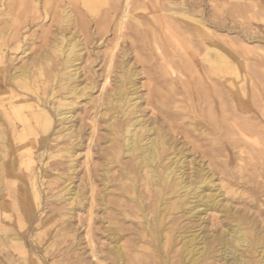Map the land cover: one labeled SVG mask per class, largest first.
<instances>
[{"label":"bare ground","instance_id":"bare-ground-1","mask_svg":"<svg viewBox=\"0 0 264 264\" xmlns=\"http://www.w3.org/2000/svg\"><path fill=\"white\" fill-rule=\"evenodd\" d=\"M218 1L219 8L230 4L229 0ZM245 1L251 3H232L226 13L237 19L241 12L250 11V25L257 20L263 22L261 12L254 9L258 7L257 2L264 5V0ZM202 6H206V0H0V63L8 51H20V55L28 51L22 45L24 39L20 33L21 20L26 13L40 12L51 17L40 47L31 52L19 67L11 66L9 71L2 73V79L10 81L14 92L8 93L7 107L0 106V146L5 149L0 150V191L12 200L10 206L4 208L0 205V264H26L24 258L16 263L9 254L11 250L23 257L27 255L22 239L15 233L12 223H7L14 221L19 229H23L29 220L27 210L20 213L18 198L11 195L9 188L16 182L8 176L5 162L11 151L9 142L15 144V151L19 154V168L29 174V211L34 212L42 205L40 187L44 180L49 190L56 189V193L50 196L53 202L66 203L60 209L49 210L54 213L52 217L64 219L62 223L70 221L76 208L86 204L89 214L84 228L92 239L88 244H91V257L97 264H264V220L260 222L246 217L226 202L224 197L228 194L234 200L240 199L242 194L237 193L231 183L222 190V183L215 182L204 161L191 158L194 154L184 147L177 148L181 139L185 147L202 142L203 150L199 154L206 157V114L200 111L203 104L198 105L199 99L206 104L204 89L189 86L185 96L193 99L194 105L187 100L191 104H186L187 110H175L180 107L175 99L179 95L176 81L180 77L187 78L186 70L192 68V64L186 63L185 67L181 63L180 77L169 76V81H165L156 77L154 67L160 62L169 71L178 55L163 54L157 41H153L156 62L150 64L151 58H138V53L149 50L148 44L138 36L144 18L141 11L148 14L152 27L156 26L155 29L164 32L166 40L179 47L187 61L193 62L191 53L200 51L204 77L208 68L242 81L237 59L220 46L215 33L206 32V10L195 12ZM216 23L212 21V27L223 30L222 24ZM109 27L114 44L108 53L103 52L102 66L96 70L94 64L101 60L95 51L99 45L97 39L105 42ZM206 34L211 40L207 46ZM152 35L154 37L155 33ZM243 38L250 40L252 37L245 34ZM180 39L186 43L183 45ZM132 54L135 61L131 64ZM138 64L140 74L153 84L146 86L145 96L138 87L140 74L135 69ZM163 85L167 87V95L166 91L161 93ZM94 90L99 91L95 99L92 97ZM211 100L214 102L211 105L216 104L214 97ZM220 101L218 108L225 117L226 105ZM237 106L238 111L247 110L240 101ZM78 110L82 116L76 121L74 115ZM181 118H187L184 125L179 123ZM237 118L242 116L232 119L237 121ZM242 126L245 131H251L249 125L245 128L244 123ZM55 127L52 144L46 147ZM188 127L200 131L202 137H194ZM87 130L90 135L86 140ZM260 139L262 142L264 138ZM39 149H42L39 154L42 160L37 167L34 163ZM81 150L84 151L86 176L76 191L72 185L78 174L77 159ZM93 156L102 165L94 167ZM45 157L51 162L44 163ZM188 165L191 166L190 175L186 174ZM60 180L62 185L58 184ZM96 182H102L100 189H97ZM98 210L103 218L96 220L106 231L113 233L107 238L110 246L99 250L94 246L97 230L90 224L95 221L93 216ZM208 211L222 214L221 232L208 233L207 226H202L200 215ZM129 218L138 226L132 220L127 228L124 227ZM182 218L197 225L189 227L182 223ZM122 233L128 234L126 243L121 241ZM34 261L43 264L35 258Z\"/></svg>","mask_w":264,"mask_h":264},{"label":"rangeland","instance_id":"rangeland-1","mask_svg":"<svg viewBox=\"0 0 264 264\" xmlns=\"http://www.w3.org/2000/svg\"><path fill=\"white\" fill-rule=\"evenodd\" d=\"M16 1L18 2L20 0H16ZM212 2L214 4H212ZM229 2L230 4H226L222 8H219L218 4H220V1L206 0V6L196 8L195 12L196 13L201 12L202 9L206 10V23L208 24L206 25V30H207L206 32L209 34L215 33L216 38L219 39L220 41L219 42L220 46L223 47V49L228 53L229 56L237 59L238 61L237 64L239 67V74L241 75V78H243L242 81H240L241 79H239L238 77L224 76L223 74H220L219 72H216L213 70H209L208 68H206V77H204V75L201 74L202 69H201V55H199L200 51H193V53L195 52L196 55L195 53L194 54L191 53L193 62L187 61L186 58L183 57V55H181V52L179 51L180 50L179 47H177L176 44L173 43L172 41L166 40L168 38L165 36L164 32L159 31V29L158 30L155 29L156 26L152 27L151 22H150L151 19L148 16V14L146 12H141V11H140V14L144 18H142L143 20L141 19L142 21L140 20L143 26L139 27L138 36L141 37L142 40H144L148 44L149 50L146 51V53L145 52L138 53V58L140 57L141 59H143L142 57L144 56V57L151 58L150 64L156 62L154 61V57L157 56L156 51H155L156 46L153 43V41H157L158 46L163 54L173 53L176 56L178 55L179 57L178 60L175 58L173 63L170 65L172 68L171 70L169 71L168 69L165 70L164 66L160 65V62H157L158 64L154 67L156 68L155 69V72L157 74L156 77L159 76L157 78L161 80H165V81H169L170 79L169 76L175 75L176 77H180L179 73L182 71L181 63H183L184 64L183 66L185 67H186V63H189L190 65L192 64L191 65L192 68H189L188 70H186L187 78L180 77V79H177L176 81V88H178L177 95L178 94L179 95L176 96L175 99L177 100V103L180 105L181 108L177 107V109L175 110H178V111L179 110L181 111L183 109L187 110L186 104L188 106L191 105L190 103H192V106L194 105L193 99H191L190 97L189 98L186 97L187 93L189 92V86H192L194 89L196 88L197 90L204 89V91L206 92V104L203 103L202 99H199L198 105L200 104L201 106L203 104L200 107V111L202 110L201 113L206 114V136L204 137L206 138V144H205L206 157H202L199 154V152L203 150L201 145H204V143L202 142H200V144L199 142L198 143L195 142L193 144L195 147L193 145H189L185 147L183 146V143H182L183 140L182 139L178 140L179 136H177L178 137L177 139L178 147L177 148L180 149L181 147H184L183 149H186V150L188 149L191 154H194V156L192 157L190 156L191 158L194 157L196 161H204L206 163L207 171L210 174H212V176H214V178L216 179L215 182L222 183V186H221L222 190L227 189L228 184L230 185L231 183V185L234 187L233 189L237 190V193L238 192L241 193L242 196L240 197V199L234 200L233 196H231V194H228L227 196L224 197V200L226 202L228 201V203H231L234 207L238 208L240 212L244 214L246 217H249V218L253 217L256 220L261 222L262 220H264V159H263L264 154H262L264 152V143H262L264 142V139H262V142L260 141L261 140L260 137L264 138V133H263L264 126L262 127V125H264V114H262L264 111L263 110L264 109V69L262 70V68H264V53H263L264 51V5H262L260 2H257L258 7H255L254 9V11L261 12V15L263 17L262 19L263 22L261 20H257L256 21L257 23L253 22L250 25V21L248 19L250 17L249 15L251 14L250 11L241 12L240 14L242 15H239L237 19L236 17L234 18L231 13L227 14L226 12L227 10L229 11V8L232 3H243L245 5H248L251 2H247L245 0H229ZM216 6L218 7V9L216 8ZM228 17L231 19H229ZM49 18L51 17H45L40 12H36V13L29 12V13H26L25 18H22L23 20H21V24H20V28H21L20 33L22 35V38L24 39L22 45L24 46V48H28V51L24 55H20L19 53L20 51H8L7 54L4 56V58L1 59V63H0V106L2 105L4 107H7L8 103L6 99L8 97V93L10 91L14 92V87L11 85L10 81H6L2 79V76H3L2 73L4 71H9L11 66L19 67L22 64V62L26 60V57H28L31 52L37 50L40 47V45L42 44L44 35H45L44 32L47 30L48 26L51 23V19ZM212 21H217L216 24L218 25H220L219 23H221L222 26L224 27L223 30L219 31L215 27H212ZM232 22H236V23L233 24ZM238 24H241V25H238ZM110 29L111 28L109 27L106 31L108 32L106 34L107 40L105 39L107 42L106 41L103 42V40L97 39V42L99 45L97 46V48H95V51L101 57L100 58L101 60H97L96 63L94 64L96 66V70H100L102 66L101 61L103 59L102 58L103 52L108 53L109 49L113 47L114 35H113V32L110 31ZM153 33H155L154 37L153 35L151 36V34ZM244 33L247 34L248 36H251L252 38L250 40H244L243 38V36H245ZM238 37L240 38L242 37L241 39L243 40L241 41L240 39L239 41ZM210 41L211 40L206 34V46L208 45V43H210ZM181 43L184 45L186 41L183 40L182 42L181 40ZM15 57L17 58L15 61H13ZM130 60H131L130 61L131 64L135 61V57L133 56V54L130 56ZM135 69L140 74V70H141L140 64H138ZM171 71L174 72L173 75L170 74ZM8 75L9 73L7 74V77ZM245 75L246 77L244 78ZM223 79L230 81V82L229 83L225 82ZM178 80H180L181 82ZM240 82H242L243 86L242 84H240ZM149 83L150 82H148L145 76L141 74L139 75L138 87L140 86L139 91L142 94V96H145L144 92H146L147 90L146 86L153 85ZM201 84L205 85L206 87L204 86L203 88ZM260 84L262 85L260 86ZM213 86H216V87L214 88ZM217 86H219L220 88H218ZM239 87L240 88L244 87L243 89H241L243 93L242 91H240ZM249 87H251L253 91H251ZM166 89L167 87L165 88L164 86L161 89V93L162 94L166 93L167 95L168 93ZM186 90L187 92L185 93ZM215 91L216 92L218 91V92L216 93ZM252 92H254V95H252L253 94ZM92 94H93L92 97L95 99L98 96L99 91L96 92V90H94ZM212 97H214L215 99L216 104L214 105H211L214 103L211 100ZM216 98H218V100ZM253 98H256V99H253ZM187 100L191 102L189 103ZM220 100H223V102L226 105V109H225L226 116L225 117L222 116L220 112V108H218L220 107V103L218 104V101L221 102ZM238 101L244 103L247 106L246 107L247 110H244V111L236 110V108L238 107L237 106ZM83 104L84 103H82V105ZM256 107H258V109ZM146 109L148 110L147 107ZM0 111H2L1 108H0ZM261 111L262 113L260 114L259 112ZM78 112L79 110L74 115V120L76 121L82 116V114L81 113L78 114ZM209 114L211 115L210 117H208ZM244 115H247L249 118L247 116L244 117ZM241 116L243 120L242 118L241 119L237 118L239 119L237 121L235 119H232L234 117H241ZM246 118H248L249 121H247ZM253 118L257 121L254 122ZM186 119L187 118H181L179 120V123H182L184 125ZM207 120H210V121L208 122ZM196 121L199 122L197 118H196ZM251 121H252L251 124H253L252 126L250 123H248ZM192 123H195V121L192 120ZM244 123H245V128L250 126L249 128L253 132L245 131L246 129H244V127L242 126L244 125ZM246 124L249 126H247ZM260 128L262 129L260 130ZM189 129L192 131V133L194 132L193 133L194 137H200V138L202 137L200 131L197 132V131H194V129H191V128ZM55 131H56V127L54 128L53 132L49 136L46 147L51 146L52 144L51 140L54 137ZM100 134H102V132H100ZM89 135H90V130H87L86 135H84V138L87 140ZM8 144H9L8 145L9 148H11V151H9L8 156L6 157V160H5L6 164L8 165V176L13 178L16 181L14 186L11 184L9 185L10 190L13 191V192L11 191V195L18 198V205H19L20 213H23L24 210H27L29 214L28 223L23 229H19V227L14 221H11V222L7 221V223L9 224L12 223L11 225L14 228L15 233L18 234V236L22 239L23 246L27 253V255L23 257L22 255H19L17 252H13L11 250L9 251V254L13 258V260H15L17 263L19 259L24 258L26 264H35L34 258L37 259L39 262H42L43 264H80V263L81 264H84V263L97 264L96 259L91 257V244L90 243L88 244V242H90L92 239L86 235L85 228H86V225L88 224L87 220H88V214H89L87 207L85 206L86 204L82 208L81 207L76 208V210L72 213L73 217L70 221L62 223L64 219H61L59 216L52 217L51 215H53L54 213L53 212L51 213V211L49 210L60 209V207H62L66 203L59 204V203L53 202V198H50V196L56 193V189L52 191L49 190L47 188V182L44 180L43 185L40 187L42 205L39 207L38 210H35L34 212L29 211L30 206H29L28 194L30 193V189H31L29 178H28L29 174L25 171H22L19 168V162H18L19 154L18 152L16 153L15 151V144L11 142H9ZM11 145L14 146V148H12ZM86 145H87V141L85 142V146ZM198 146L200 147L198 148ZM1 149L5 150L0 146V150ZM260 149H262L263 152H260L261 151ZM254 151H257V152H254ZM41 152H42V149H39V151L37 150V153L35 152L36 157H35L34 166H37V167L40 166L42 159L39 158V154H41ZM78 154H79V157L77 159L78 174H77L76 179H74V183L72 185L73 189H75L76 191L80 189V186L83 183L81 179H84L86 176L85 165H84L85 163L84 162V159H85L84 151L81 150L78 152ZM93 157L95 159L94 167L102 165L101 161L96 160L95 156ZM191 158H188V160ZM46 162L50 163L51 161H49L45 157L44 163ZM260 163L262 167L261 166L259 167ZM114 166L120 167L118 164L116 165L114 164ZM253 166L254 168H252ZM255 166H256V169H255ZM43 168H46V167L44 166ZM190 168L191 166L189 165L186 168L187 175H190L192 173ZM237 170L238 171L240 170L239 173L237 172ZM241 174L243 175V178ZM58 184L62 185V181L61 180L58 181ZM96 184H98L97 189H100V187L102 186V182L100 183L96 182ZM3 194L4 192L0 191V202H1L0 205L4 206L5 208L6 205L10 206L12 200L10 197L3 195ZM86 194L88 195V193ZM234 198H237V196H235ZM100 212L101 210L96 211L95 215L93 216L95 221L93 220L94 222L93 221L90 222V224H92L91 226L95 225V227H93L94 230L95 229L97 230L96 236L94 237V244H95L94 246L98 250L100 248L103 249V248L110 246L107 238L113 236V233L106 231L104 227H101L100 221L96 220V219L103 218L102 212L101 213ZM200 216L203 220L202 226H205V227L207 226L206 231H208V233H213L216 231L221 232L223 230V228L219 226V223L223 221L222 214L208 211L207 214L205 213ZM182 219H181L182 223L189 227L191 226L194 227L197 225V223L190 222L186 220V218H182ZM132 220H133L132 218L126 219L125 220L126 222L124 223L125 225L123 224V226L128 227L129 222H131ZM120 223L121 222L117 223L116 227H118ZM133 223L134 225L136 224V227L138 226L135 220H133ZM120 236L122 237L121 241L123 240L122 242L126 243L129 238L128 234L122 233Z\"/></svg>","mask_w":264,"mask_h":264}]
</instances>
